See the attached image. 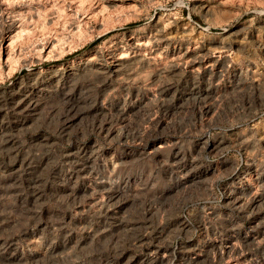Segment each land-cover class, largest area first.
<instances>
[{"label": "rangeland", "instance_id": "rangeland-1", "mask_svg": "<svg viewBox=\"0 0 264 264\" xmlns=\"http://www.w3.org/2000/svg\"><path fill=\"white\" fill-rule=\"evenodd\" d=\"M0 264H264V0H0Z\"/></svg>", "mask_w": 264, "mask_h": 264}, {"label": "bare ground", "instance_id": "bare-ground-1", "mask_svg": "<svg viewBox=\"0 0 264 264\" xmlns=\"http://www.w3.org/2000/svg\"><path fill=\"white\" fill-rule=\"evenodd\" d=\"M101 66V65H100Z\"/></svg>", "mask_w": 264, "mask_h": 264}]
</instances>
